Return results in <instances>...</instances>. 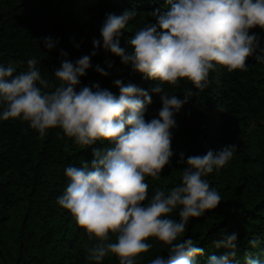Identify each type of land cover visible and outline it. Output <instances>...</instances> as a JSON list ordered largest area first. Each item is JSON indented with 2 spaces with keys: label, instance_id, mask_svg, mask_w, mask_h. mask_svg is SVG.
<instances>
[{
  "label": "clouds",
  "instance_id": "clouds-1",
  "mask_svg": "<svg viewBox=\"0 0 264 264\" xmlns=\"http://www.w3.org/2000/svg\"><path fill=\"white\" fill-rule=\"evenodd\" d=\"M166 3L165 11L151 14L155 23L144 22L132 31L128 49L120 46V37L135 13L106 14L92 52L73 62L62 51L65 58L51 74L54 80L42 73L41 59L35 56L20 70L16 62L0 63V121L20 120L41 137L58 128L76 144L105 145L92 149L90 162L65 166L66 187L56 199L93 242L86 252L92 264H103L108 256L118 264H137L154 244L160 251L148 264H196L203 250L191 237L184 239L186 229L191 218L203 216L221 202L217 187L206 177L228 165L236 146L209 149L186 160L180 153L179 163L185 167L179 182L169 189L157 188L149 195L146 178L159 180L162 169L170 165L175 117L190 97L208 87L210 71L217 66L228 72L244 71L250 57L264 64V43L252 31L264 32V0ZM56 43L50 36L43 38L48 50ZM101 45L143 79L157 82L152 91L160 95L162 106L152 119L145 120L151 95L135 84L114 80L119 95L98 83L80 86ZM111 68L109 62L107 69ZM95 71L109 74L99 65ZM182 82L191 85L182 96L165 87ZM236 238L235 233L229 235L225 247L230 251L211 255L207 264H230ZM260 242L254 236L249 246L256 248ZM247 264L260 262L249 259Z\"/></svg>",
  "mask_w": 264,
  "mask_h": 264
},
{
  "label": "trees",
  "instance_id": "trees-1",
  "mask_svg": "<svg viewBox=\"0 0 264 264\" xmlns=\"http://www.w3.org/2000/svg\"><path fill=\"white\" fill-rule=\"evenodd\" d=\"M166 8V0H0V63L16 62L20 70L35 56L41 59L42 73L54 80L51 74L65 58L62 51L73 62L92 52L106 14L135 13L120 37V46L128 49L132 31L144 22L155 23L151 14ZM252 31L264 43V32ZM49 36L57 41L52 50L43 45V38ZM90 62L80 86L98 83L119 95L114 80L135 84L151 95L145 120L158 114L162 104L160 95L152 91L156 81L143 79L102 45ZM246 64L244 71L228 72L223 66L210 71L208 87L190 97L175 117L170 165L162 169L159 180L146 178L149 195L157 188L169 189L179 182L185 167L179 163L180 153L186 160L209 149L236 146L228 165L206 177L217 187L221 202L203 216L191 218L186 229L184 239L191 237L203 250L196 264H207L213 254L228 253L225 241L233 233L237 238L230 264H247L249 259L264 264V64L251 57ZM97 65L109 74L101 76L95 71ZM190 86L165 85L180 96ZM103 147L99 142L89 147L76 144L58 128L41 137L20 120L0 121V264H92L86 252L93 242L56 199L66 187L65 166L90 162L92 149ZM254 236L261 238L256 248L249 246ZM159 251L154 244L137 264H148ZM103 264L118 261L108 256Z\"/></svg>",
  "mask_w": 264,
  "mask_h": 264
}]
</instances>
